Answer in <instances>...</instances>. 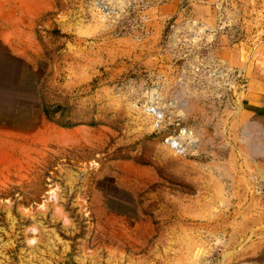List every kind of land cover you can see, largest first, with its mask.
Returning <instances> with one entry per match:
<instances>
[{
  "label": "rangeland",
  "instance_id": "obj_1",
  "mask_svg": "<svg viewBox=\"0 0 264 264\" xmlns=\"http://www.w3.org/2000/svg\"><path fill=\"white\" fill-rule=\"evenodd\" d=\"M0 264H264V0H0Z\"/></svg>",
  "mask_w": 264,
  "mask_h": 264
},
{
  "label": "trees",
  "instance_id": "obj_2",
  "mask_svg": "<svg viewBox=\"0 0 264 264\" xmlns=\"http://www.w3.org/2000/svg\"><path fill=\"white\" fill-rule=\"evenodd\" d=\"M61 108H62V106H59V109H61ZM57 109H58V108H57ZM55 111H56V110H55ZM55 111H52L48 105H45V107H44L45 115L47 116V118H49V119H51V120L54 119L53 117H54V113H55ZM58 123H59L60 125H62V126H71L70 123H64V122H60V121H58Z\"/></svg>",
  "mask_w": 264,
  "mask_h": 264
},
{
  "label": "bare ground",
  "instance_id": "obj_3",
  "mask_svg": "<svg viewBox=\"0 0 264 264\" xmlns=\"http://www.w3.org/2000/svg\"><path fill=\"white\" fill-rule=\"evenodd\" d=\"M210 28H212V27H210L209 25H207V24H202V26H201V32L203 33L204 32V30H209V31H213V30H211ZM211 33V32H210ZM206 35H207V33H206ZM208 37H210V35L208 34ZM179 143V142H178ZM177 143V144H178ZM179 145V144H178ZM183 146V145H182ZM181 145H179V147H180V149L181 150H183V148L184 147H182Z\"/></svg>",
  "mask_w": 264,
  "mask_h": 264
},
{
  "label": "built area",
  "instance_id": "obj_4",
  "mask_svg": "<svg viewBox=\"0 0 264 264\" xmlns=\"http://www.w3.org/2000/svg\"><path fill=\"white\" fill-rule=\"evenodd\" d=\"M177 143H178V142L176 141L175 138H172V139H171V144H172V146H173L174 148H177V149L181 150L180 147H179V145H178Z\"/></svg>",
  "mask_w": 264,
  "mask_h": 264
},
{
  "label": "crops",
  "instance_id": "obj_5",
  "mask_svg": "<svg viewBox=\"0 0 264 264\" xmlns=\"http://www.w3.org/2000/svg\"><path fill=\"white\" fill-rule=\"evenodd\" d=\"M255 85V84H254Z\"/></svg>",
  "mask_w": 264,
  "mask_h": 264
}]
</instances>
